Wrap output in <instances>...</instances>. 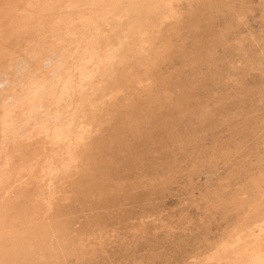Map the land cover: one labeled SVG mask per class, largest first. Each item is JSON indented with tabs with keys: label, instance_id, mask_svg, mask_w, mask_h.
<instances>
[{
	"label": "rangeland",
	"instance_id": "rangeland-1",
	"mask_svg": "<svg viewBox=\"0 0 264 264\" xmlns=\"http://www.w3.org/2000/svg\"><path fill=\"white\" fill-rule=\"evenodd\" d=\"M0 58V264H264V0H0Z\"/></svg>",
	"mask_w": 264,
	"mask_h": 264
},
{
	"label": "bare ground",
	"instance_id": "bare-ground-1",
	"mask_svg": "<svg viewBox=\"0 0 264 264\" xmlns=\"http://www.w3.org/2000/svg\"><path fill=\"white\" fill-rule=\"evenodd\" d=\"M28 8H29V7H28ZM48 13H49V12H48ZM28 14H29V13H28ZM30 16H31V15H30ZM30 16H27V15H26L27 19H28V17H30ZM56 16H57V15H56ZM54 17H55V16H54ZM27 19H26V20H27ZM26 20H25V21H26ZM28 21H29V20H27L26 22L29 23ZM33 22H34V21H33ZM37 22H38V21H37ZM41 22H42V21H41ZM52 22H54V21H52ZM3 23H5V22H3ZM24 23H25V22H24ZM43 23H45V21H44ZM47 23H48V22H47ZM33 25H35V24L33 23ZM43 25H44V24H42V26H43ZM46 25H47V24H46ZM25 26H26V23H25ZM25 26H24V27H25ZM6 27H7V26H6ZM24 27H23V28H24ZM31 27H33V29L35 28L34 26H31ZM8 28H9V27H8ZM27 28H29V27H27ZM27 28H26V29H27ZM36 28H38V25L36 26ZM36 28H35V29H36ZM40 28H41V26H40ZM19 29H20V28H19ZM24 29H25V28H24ZM24 29H23V30H24ZM35 29H34V32H35ZM47 29H49V28H47ZM17 30H18V29H17ZM29 30H30V32H31L32 29H29ZM40 30H41V29H40ZM40 30H39V31H40ZM48 31H49V30H48ZM13 32L15 33L16 30H14ZM17 32H18V31H17ZM24 32H25V31H24ZM24 32H22V34H25ZM26 32H28V31H26ZM34 32H33V33H34ZM42 32H43V31H42ZM14 33H13V34H14ZM20 33H21V32H20ZM37 33H38V32H37ZM47 33H48V32H47ZM1 34H2V32H1ZM13 34H12V35H13ZM26 34H27V33H26ZM26 34H25V35H26ZM31 34H32V33H31ZM48 34H49V33H48ZM28 35H29V34H28ZM32 35H33V34H32ZM41 35H42V34H40V37H43V36H41ZM44 35H45V34H44ZM14 36H15V35H14ZM14 36H13V37H14ZM19 36H20V35H19ZM19 36H18V37H19ZM22 36H23V35H21V37H22ZM30 36H31V35H29V37H30ZM33 36H34V35H33ZM3 37H4V36H2L1 38H3ZM9 37H10V36H9ZM11 37H12V36H11ZM13 37H12V38H13ZM16 37H17V34H16ZM27 37H28V36H27ZM35 37H37V36H35ZM44 37H45V36H44ZM44 37H43L42 39H44ZM5 38H7L6 35H5L4 39H5ZM14 38H15V37H14ZM23 38L25 39L26 37L24 36ZM30 38H31V37H30ZM38 38H39V37H38ZM19 39H21V38H19ZM33 39H34V38H33ZM39 39H40V38H39ZM109 39H110V38H109ZM10 40H11V39H10ZM16 40H17V38H16ZM28 40H29V39H28ZM37 40H38V39H37ZM8 41H9V40H7V42H8ZM17 41H18V40H17ZM38 41H40V40H38ZM42 41H43V40H42ZM42 41H40V42L43 43ZM11 42H15V40H14V41H13V40L10 41V43H11ZM4 43H5L4 45L7 44L6 42H4ZM10 43H9V45L7 44L6 46H10ZM38 43H39V42H37V44H38ZM41 43H40V45L42 46ZM14 44H15V43H14ZM30 44H31V43H30ZM43 44H44V43H43ZM45 44H46V42H45ZM48 44H49V43H48ZM2 45H3V44H2ZM15 45H16V44H15ZM21 45H22V44H21ZM25 45L28 46L29 44L27 43V44H25ZM25 45H24V46H25ZM11 46L14 47L13 44H12ZM29 46H30V45H29ZM34 46H36V44H34ZM48 46H49V45H48ZM38 47H39V45H38ZM137 47H138V46H137ZM5 48H7V47H5ZM21 48H22V46H21ZM45 48L48 49L49 47H46V46H45ZM16 49H18V48H16ZM16 49H15V50H16ZM23 49H25V47H24ZM30 49H32V48H30ZM34 49H35V50H39V48L37 49V48H35V47H34ZM47 49H44V51H46ZM20 50H21V49H20ZM35 50H34V51H35ZM136 50H137V49H136ZM136 50H135V51H136ZM5 51H6V50H5ZM8 51H9V50H8ZM32 51H33V50H32ZM25 52H27V51H25ZM39 52H41V51H39ZM39 52H37V53H39ZM53 52H54V51H53ZM53 52H50V53H53ZM6 53H7V51H6ZM6 53L3 54V55H4V56H7L8 53H7V54H6ZM17 53H18V52H17ZM17 53H16V54H17ZM37 53H36V54H37ZM119 53H120V52H119ZM121 53H122V52H121ZM140 53H141V52H140ZM13 54H15V53H13ZM16 54H15V55H16ZM40 54H42V52H41ZM56 54H60V52H59V53L56 52ZM56 54H55V55H56ZM3 55H2V56H3ZM29 55H31V54H29ZM32 55H34V54L32 53ZM61 55H62V54H60V56H61ZM122 55H123V53H122ZM9 56L13 57L14 55L12 56V55L9 53ZM35 56H36V55H35ZM37 56H38V55H37ZM62 56H63V55H62ZM17 57H18V56H17ZM1 58H2V57H1ZM1 58H0V59H1ZM9 58H10V57H9ZM9 58H6V57H5L4 60L9 59ZM14 58H15V57H14ZM27 58H28V57H27ZM52 58H53V57H52ZM140 58H141V57H140ZM12 59H13V58H12ZM12 59H10V60H12ZM15 59H16V58H15ZM18 59H19V58H18ZM28 59H29V58H28ZM53 59H54V58H53ZM55 59H56V58H55ZM55 59H54L53 61H55ZM10 60H8V62H10ZM35 60H37L36 57H35ZM6 61H7V60H6ZM12 61H13V60H12ZM12 61H11V62H12ZM58 62H59V61H58ZM0 63H1V62H0ZM119 63H120V62H118V64H119ZM8 65H10V64H8ZM119 65H120V64H119ZM55 66H56V65H55ZM4 67H5V66H4ZM6 67H8V66H6ZM125 68H126V66H125ZM52 69H53V68H52ZM117 69H118V68H117ZM117 69H116V71H119V70H120V69H119V70H117ZM6 70H7V69H6ZM9 70H10V68H9ZM7 71H8V70H7ZM56 72H57V71H56ZM10 73H11V72H10ZM63 73H65V72H63ZM63 73H62V75H63ZM112 74L114 75V73H112ZM112 74H111V75H112ZM11 75H13V74H11ZM65 75H67V74H65ZM118 76H119V75H118ZM13 77H14V76H13ZM56 78H57V77H56ZM60 79H61V78H60ZM62 79H63V78H62ZM108 79H109V78H108ZM108 79H107V80H108ZM110 79H111V78H110ZM52 80H53V79H52ZM62 82H63V81H62ZM62 82H61L60 84H62ZM15 83H16V82H15ZM58 84H59V83H58ZM31 85H32V84H31ZM49 85H50V84H49ZM0 86H1V85H0ZM14 86H15V85H14ZM100 86H101V84H100ZM10 87H11V86H10ZM36 87H37V86H36ZM36 87H35V88H36ZM127 88H128V87H127ZM15 90H16V89H15ZM32 90H33V88H32ZM39 91H40V90H39ZM14 92H15V91H14ZM26 92H28V91H26ZM29 92H30V91H29ZM126 92H127V91H126ZM3 93H4V91L2 92V94H3ZM15 93H16V92H15ZM55 93H56V92H55ZM8 94H9V93H7V95H8ZM36 94H37V93H36ZM53 94H54V93H53ZM129 94H130V92H129ZM51 96H52V95H51ZM89 97H90V96H89ZM89 97H88V99H89ZM1 98H2V97H1ZM1 98H0V100H1ZM99 98H101V97L99 96ZM53 99H54V97H53ZM56 99H57V98H56ZM91 99L93 100V98H91ZM58 100H59V99H58ZM4 102H5V101H4ZM60 102H61V101H60ZM91 103H92V102H91ZM85 105H86V104H85ZM57 106L59 107V103L57 104ZM63 106H64V105H63ZM62 108H63V107H61V108H59V109L61 110ZM82 108H83V107H82ZM87 108H88V107H87ZM87 108H86V109H87ZM8 109H9V108H8ZM59 109L57 108L56 110H59ZM80 109H81V108H80ZM84 109H85V108H84ZM86 109H85V110H86ZM12 110H13V109H12ZM72 110H73V109H72ZM13 111H14V110H13ZM62 111H63V110H62ZM73 111H74V110H73ZM76 111H77V110H76ZM56 112L59 114L58 111H56ZM77 112H78V111H77ZM85 112H86V111H85ZM79 113H80V112H79ZM82 113H83V110H82ZM59 117H60V116H59ZM57 118H58V117H57ZM53 119H54V118H53ZM60 121H61V120H60ZM59 123H60V122H59ZM55 125H56V124H55ZM111 125H112V124H111ZM22 127H23V126H22ZM54 127H55V126H54ZM73 129H74V128H73ZM2 131H3V130H2ZM69 132H70V131H69ZM32 133H33V132H32ZM32 133H31V135H32ZM45 133H46V132H45ZM64 134H65V132H64ZM68 136H69V135H68ZM96 136H97V135H96ZM30 139H31V138H30ZM90 139H91V138H90ZM24 140H25V139H24ZM87 140H89V139H87ZM1 141H2V140H1ZM18 141H19V140H18ZM20 141H22V143H25V142H23V140H20ZM3 142H4V141H3ZM3 142H2V143H3ZM92 142H93V141H92ZM94 142H96V141H94ZM17 143H18V142H17ZM26 143H27V142H26ZM30 143H32V142H30ZM8 144H9V143H8ZM14 144H15V143H14ZM20 144H21V142H20ZM0 145H1V143H0ZM5 145H6V144H4V147H5ZM21 145H23V144H21ZM27 145H28V144H27ZM14 146H15V145H14ZM24 147H26V145H25ZM24 147H22V148H24ZM88 147H89V146H88ZM6 148L8 149L7 145H6ZM22 148H21V150H22ZM0 149H1V148H0ZM11 149H12V151H13V148H11ZM11 149H10V151H11ZM18 149H19V148H18ZM24 149H25V148H24ZM8 150H9V149H8ZM12 151H11V152H12ZM14 151H15V150H14ZM17 151H18V150H17ZM15 152H16V151H15ZM19 152H20V151H19ZM2 154H3V153H2ZM2 154H0V156H2ZM6 154H7V153H6ZM15 154H16V153H15ZM44 154H45V153H44ZM9 155H10V153H9ZM76 155H77V154H76ZM4 156H5V154H4ZM4 156H3V157H4ZM14 156H15V155H14ZM3 157H2V158H3ZM2 158H0V159H2ZM4 158H5V157H4ZM9 158H10V156H9ZM6 161H7V160H6ZM8 161H9V159H8ZM8 161H7V163H9ZM77 162H78V161H77ZM74 165H75V164H74ZM75 167H76V166H75ZM87 170H88V169H87ZM73 173H74V172H73ZM58 174H59V173H58ZM73 175H74V174H73ZM75 178H76V177H75ZM78 178H79V177H78ZM76 179H77V178H76ZM73 180H74V178H73ZM77 180H78V179H77ZM16 186H17V185H16ZM16 186H15V187H16ZM10 187H11V186H10ZM20 187H21V186H20ZM8 189H9V188H8ZM13 189H14V188H13ZM21 189L23 190V188H21ZM21 189H20V190H21ZM23 191H24V190H23ZM28 191H29V190H28ZM50 191H51V190H50ZM29 192H30V191H29ZM53 192H55V191H53ZM54 194H57V192H55ZM60 194H61V193H60ZM16 200H17V199H16ZM18 204H20V203H18ZM256 204H257V203H256ZM6 205H7V204H6ZM12 205H13V204H12ZM23 205H24V204H23ZM260 205H261V204H260ZM3 206H4V205H3ZM7 206H8V205H7ZM61 207H62V205H61ZM257 209H258V207H257ZM30 210H31V209H30ZM254 210H255V209H254ZM254 210H253V211H254ZM37 219H38V218H37ZM61 219H62V218H61ZM38 220H39V219H38ZM35 221H36V220H35ZM39 221H40V220H39ZM37 222H38V221H37ZM18 225H19V224H18ZM2 226H3V225H2ZM19 228H20V226H19ZM25 232H26V231H25ZM29 232H30V231H29ZM31 232H32V231H31ZM34 232H35V231H34ZM240 232H242V231H240ZM36 233H37V232H36ZM40 235H41V234H40ZM75 236H76V235H75ZM7 237H8V236H7ZM45 237H46V236H45ZM259 237H260V236H259ZM47 238H48V237H47ZM83 238H84V237H83ZM261 239H262V238H261ZM249 241H250V240H249ZM249 241H248V242H249ZM34 242H35V241H34ZM55 242H56V241H55ZM251 242H252V241H251ZM246 243H247V242H246ZM82 244H83V243H82ZM248 244H249V243H248ZM255 244H256V243H255ZM257 244H258V243H257ZM257 244H256L255 246H259V245H257ZM260 244H261V243H260ZM250 245H251V243H250ZM248 246H249V245H248ZM261 247H262V246H259V248H261ZM18 248H19V247H18ZM254 248H256V247H254ZM245 249L248 250L247 247H246ZM249 249H250V248H249ZM254 250H255V249H254ZM259 250H260V249H259ZM20 251H21V250H20ZM252 252H253V251H252ZM248 253H249V252H248ZM80 254H81V253H80ZM249 254H250V253H249ZM249 254H248V255H249ZM18 255H19V254H18ZM39 255H40V254H39ZM245 255H246V254H245ZM257 255H258V254H257ZM49 256H50V255H49ZM32 257H33V256H32ZM250 257H251V255H250ZM252 258H253V257H252ZM245 259H246V258H245ZM48 260H49V259H48ZM241 260H242V258H241ZM250 261H251V259H250ZM48 263H49V262H48ZM56 263H57V262H56ZM254 263H255V262H254ZM257 263H258V260H257ZM53 264H54V263H53ZM247 264H248V263H247Z\"/></svg>",
	"mask_w": 264,
	"mask_h": 264
}]
</instances>
